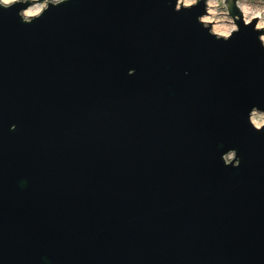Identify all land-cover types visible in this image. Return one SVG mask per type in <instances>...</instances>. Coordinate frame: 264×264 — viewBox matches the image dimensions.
I'll use <instances>...</instances> for the list:
<instances>
[{
    "label": "water",
    "instance_id": "water-1",
    "mask_svg": "<svg viewBox=\"0 0 264 264\" xmlns=\"http://www.w3.org/2000/svg\"><path fill=\"white\" fill-rule=\"evenodd\" d=\"M174 3L0 9V264H264V49Z\"/></svg>",
    "mask_w": 264,
    "mask_h": 264
},
{
    "label": "clouds",
    "instance_id": "clouds-1",
    "mask_svg": "<svg viewBox=\"0 0 264 264\" xmlns=\"http://www.w3.org/2000/svg\"><path fill=\"white\" fill-rule=\"evenodd\" d=\"M67 0H0V9L8 10L16 5H23L16 15L21 23L31 24L38 20L49 7H56ZM171 2V0H169ZM203 6L202 14L195 17V22L210 37L217 41L228 42L234 34L240 31V24L245 28L258 33L256 40L261 49H264V0H175L173 11H190ZM235 8L239 13L233 14ZM128 75H134V69H129ZM248 124L254 131H264V110L252 106L248 112ZM15 126L10 127V131ZM224 166L235 168L240 164L236 150L229 149L221 155Z\"/></svg>",
    "mask_w": 264,
    "mask_h": 264
}]
</instances>
